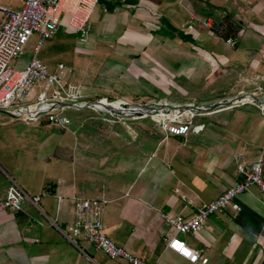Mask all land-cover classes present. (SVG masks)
Here are the masks:
<instances>
[{
    "label": "crops",
    "instance_id": "1",
    "mask_svg": "<svg viewBox=\"0 0 264 264\" xmlns=\"http://www.w3.org/2000/svg\"><path fill=\"white\" fill-rule=\"evenodd\" d=\"M0 5L18 10L22 1L0 0ZM208 17L237 23L236 31L228 28L236 37L234 46L199 25ZM66 21L61 28L75 31ZM87 27L91 35L82 41L87 51L102 52L99 44L104 39L105 51L112 53L108 47H113L114 55L131 57L120 98L127 100L135 87V97L144 103H161L156 93L138 88L137 81L143 80L149 88L163 87L162 92L173 88L180 93L184 87L172 80L186 72L179 64L192 61L203 74L206 70V81L217 86L209 90L208 99L185 102L210 106L221 101L225 108L198 117L204 127L183 136L165 137L148 118L128 120L125 125L103 120L88 109L70 110V124L60 127L59 133L49 127L45 132L37 130L40 136L29 139L36 146L30 154H22L27 160H15L9 168L25 191L41 199L38 207L24 202L21 210L0 212V264H129L109 258L81 236L66 233V225L74 219L72 196L106 200L105 232L133 255L157 264H197L165 247L163 237H171L175 230L162 215L190 218L233 186L241 178L237 154L244 163L264 160V115L239 97L258 91L264 98V0H98ZM68 57L74 62L75 55ZM101 68L103 77L94 76L99 67L86 71L87 75L75 72L70 83L91 99L105 97L124 72L113 79ZM224 76L231 80L220 79ZM95 77L100 81L95 83ZM245 78L254 79L260 90ZM30 126L36 132L37 125ZM3 176L0 197L9 184ZM59 195L64 199L58 201ZM235 200L240 212L229 206L211 215L197 231L176 236L190 250L206 256L207 264H264V194L252 185Z\"/></svg>",
    "mask_w": 264,
    "mask_h": 264
},
{
    "label": "built area",
    "instance_id": "2",
    "mask_svg": "<svg viewBox=\"0 0 264 264\" xmlns=\"http://www.w3.org/2000/svg\"><path fill=\"white\" fill-rule=\"evenodd\" d=\"M21 1L22 7L18 10L0 5V113L26 125H36L44 119L50 124L65 127L71 121L68 110L93 109L104 115L103 120L106 121L112 119L124 123L148 118L159 125L165 137H168V134L183 136L191 130L200 131L204 125L198 123V117L212 115L225 108L221 101L210 106L189 103L181 106L175 102H153L155 105L150 106L147 103H132L126 99L110 101L107 97L91 99L85 96L79 86L70 83L74 75L72 67L59 63L57 71L51 73L37 57V53L43 42L58 32L64 20H67L73 30L85 34L89 16L98 0ZM199 25L214 35L226 36V43L235 45V35L228 33V28L232 31L238 28L232 19L215 21L208 17L201 19ZM33 35H36L33 55L23 67H18V59ZM245 82L260 90L254 79L246 78ZM239 97L242 103L255 105L264 115V98L258 91L244 92ZM235 162L240 180L198 208L190 218L162 215L165 222L175 230L171 237H163L166 248L177 252L191 263L207 264L206 256L190 250L176 235L197 231L211 215L220 213L229 206L235 213L240 212L241 207L235 199L252 185L257 186L264 194V160L258 158L244 163L241 155L237 154ZM7 177L9 184L4 195L0 197V212L21 210L24 202L38 207L41 199L39 195H31L14 178ZM62 199L64 196H57L58 201ZM69 202L74 219L66 225L67 234L83 237L111 259H123L129 264H157L133 255L107 236L102 220L106 200L72 196L69 197ZM50 223L56 226L55 221Z\"/></svg>",
    "mask_w": 264,
    "mask_h": 264
},
{
    "label": "rangeland",
    "instance_id": "3",
    "mask_svg": "<svg viewBox=\"0 0 264 264\" xmlns=\"http://www.w3.org/2000/svg\"><path fill=\"white\" fill-rule=\"evenodd\" d=\"M90 33H91V30L89 27H87V29L85 30V34H79V33H76L75 31L68 32V31H65L63 28H60L55 35V40L48 39L43 42V44L41 45L39 49V52L37 53V57L42 61L46 69L51 73H54L57 71V66L59 62L72 64L74 68V73L78 72L80 76L87 75L86 71L93 72L97 70L99 67H100V70L95 71L97 73L94 76L99 75L103 77L101 67H103L106 71L108 70L107 76L110 77L109 75L112 74L113 79H115L117 75L121 74V72H124L122 73L123 75L118 76V79H115V81H113V84H111L112 85L111 93H107L104 95L110 101L112 100L118 101L122 99L119 97L120 93L126 89V87L121 81L128 79V76L125 70H126V67H128L129 64H131V57L130 56L125 57V55L119 56L117 54L114 55L113 47L111 48L108 47L112 51V53L110 52L108 53L107 51H105L106 46H104V44L106 42L104 39H100L103 42V44H99V46L102 49V52L87 51L86 49L87 47L85 44H82L83 43L82 41H86L85 39H88L90 37L91 35ZM177 33H179V37H180V34L182 33V31L181 32L178 31ZM215 36L219 37L221 41L226 43V40H225L226 36H218V35H215ZM58 39H63V40L59 42ZM35 41H36V35L31 36L30 41L25 46L23 55H21L20 59H18V67H23L28 62L30 57L33 55V48L35 45ZM68 55H75L74 62L70 60ZM224 63L227 64L229 63V61L224 62ZM195 64L196 63L192 61H189L182 65L180 64L178 65V63L175 64V66L178 65V68L180 66H183L184 68H186V72H183L184 73L183 75L175 76L174 79L172 80L174 83L176 81L178 84L184 87L185 90H182L180 93L175 92L173 88H170L166 92H162L163 87L149 88L148 85L144 84L143 80L137 81V87L145 90L149 94L152 93V95L156 93L154 97L160 99L162 103L175 102L177 105L184 106L188 104L185 101H198V99H203V98L208 99V97L206 98V96H208L207 94H211L209 90L215 89V87L217 86V83L212 82V81L207 82L206 81V73H207L206 70H205V74H203V72L199 70L200 68L199 64L198 63L196 65ZM88 75H91V72ZM239 77L244 79L245 76L241 75ZM95 78L98 79L99 77L98 78L95 77ZM90 79H91V76H90ZM210 79H214V77L210 75ZM220 79L229 81L231 80V77L224 76ZM207 80H208V77H207ZM98 81L100 80L99 79L96 80L95 83H97ZM207 83H211V85L208 86ZM164 89H168V87L165 86ZM216 91L217 90H215V92ZM239 91L240 90H238V92L236 91L233 94L235 95L239 93ZM228 94H231V93H228ZM230 96H232V94ZM227 97H229V95ZM138 98L139 97H135V87L133 88V91H131L130 89V93L128 94L127 100L132 103H144L143 98L141 97L139 99ZM88 110L91 113L99 115L100 118L103 119L104 115H102L101 113L94 111L93 109H88ZM143 120L147 121L148 119L146 118ZM108 121L112 123L115 122L112 119ZM127 123H128L127 121L124 122L125 125H127ZM36 125H37V128L35 132V130H33L30 125L27 126L25 125L24 122H20L19 120H14L5 113H0V165L2 166V167L0 166V169L1 168L3 169V170L2 169L0 170V176L3 179H4L3 174L6 177L9 176V174L10 176H12V173L10 172L9 167H10V164H13V161L16 160L17 162V160H19V161L24 162L25 160H27L26 156H22V154L25 151L26 153L30 154L28 151L31 150L32 146H36V145H32V142L29 139H31V137L34 135L40 136L37 130L45 132L48 130L45 128L49 127L52 130L54 129L56 133L60 132L58 131V129L60 128V125L53 124V123L50 124L44 119H41ZM2 159H4L6 164H4Z\"/></svg>",
    "mask_w": 264,
    "mask_h": 264
},
{
    "label": "water",
    "instance_id": "4",
    "mask_svg": "<svg viewBox=\"0 0 264 264\" xmlns=\"http://www.w3.org/2000/svg\"><path fill=\"white\" fill-rule=\"evenodd\" d=\"M134 106H136V105H134ZM144 110H146V109L144 108Z\"/></svg>",
    "mask_w": 264,
    "mask_h": 264
}]
</instances>
